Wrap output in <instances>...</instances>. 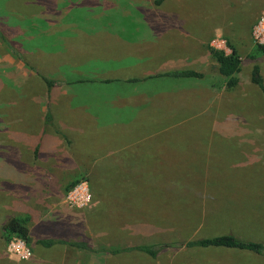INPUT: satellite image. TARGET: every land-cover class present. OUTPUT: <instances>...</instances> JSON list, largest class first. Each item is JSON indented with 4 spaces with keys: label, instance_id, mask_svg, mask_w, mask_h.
<instances>
[{
    "label": "rangeland",
    "instance_id": "obj_1",
    "mask_svg": "<svg viewBox=\"0 0 264 264\" xmlns=\"http://www.w3.org/2000/svg\"><path fill=\"white\" fill-rule=\"evenodd\" d=\"M155 1L0 0V264H13L2 226L14 216L30 218L34 255L23 264H264L247 253L178 246L227 226L264 241V101L250 81L253 65L264 80V53L250 58L259 46L252 26L264 14L251 19L245 0ZM209 49L236 51V88L226 87ZM179 68L203 77H159ZM43 78L58 87L116 80L127 83L124 95L177 89L182 105L151 122L135 118L143 107L100 118L101 126L135 119L139 127L117 136L102 129L92 133L94 146L73 145L45 124L59 91ZM107 101L99 106L110 109ZM83 181L92 201L64 203ZM48 238L95 250L170 246L156 259L108 258L35 244Z\"/></svg>",
    "mask_w": 264,
    "mask_h": 264
},
{
    "label": "crops",
    "instance_id": "obj_2",
    "mask_svg": "<svg viewBox=\"0 0 264 264\" xmlns=\"http://www.w3.org/2000/svg\"><path fill=\"white\" fill-rule=\"evenodd\" d=\"M245 1L251 3V8L247 10L252 13L251 19L260 13L264 14V0ZM108 84H113L111 87H114L111 97L107 94ZM124 84L127 83L114 80V82H66L61 83L59 87L56 85L55 87H58L59 92L52 97L47 113L52 118L51 127L53 128V133H58L66 140L72 142L73 145L77 143L79 146H94L93 132L110 129L115 131L117 136L118 133L123 135L125 127L126 132H136L139 127V125H133L135 119L130 124V120H128L125 124L122 121L120 124L101 126L100 118H106L107 116L119 117L123 115V111L143 107L141 110L143 112L141 114L140 112L136 113L135 118H144L143 121L151 122L155 118H169L175 109L182 105L181 90L171 88L166 90L165 88L137 91L133 89L127 92V95H124L118 93ZM102 98H104L103 100H108L110 109H107V106L104 108L99 106V103L103 101ZM133 109L131 110V115H134ZM47 114L44 118H46ZM148 118L152 120L149 121ZM43 145L44 143L38 144V150Z\"/></svg>",
    "mask_w": 264,
    "mask_h": 264
},
{
    "label": "trees",
    "instance_id": "obj_3",
    "mask_svg": "<svg viewBox=\"0 0 264 264\" xmlns=\"http://www.w3.org/2000/svg\"><path fill=\"white\" fill-rule=\"evenodd\" d=\"M164 0H156L155 5L160 6ZM210 55L216 61L218 66V73L226 79L225 85L228 89H234L238 86L239 80L237 75L240 71L241 61L234 49L231 50V54L227 55L223 51H215L209 49ZM264 53V46H256L255 51L250 55L251 59H255L257 54ZM161 78L170 79H201L203 75L194 70L188 69H176L170 71H164L159 74ZM44 82L49 86H55L57 83L43 78ZM136 79H131L130 82H137ZM251 83L260 91L264 101V80L261 75V71L258 65H253L251 69ZM109 82V81H107ZM51 116L47 114L45 118V124L51 125ZM166 208V205H163ZM30 218L28 216H14L10 217L2 226V237L8 242L13 235H18L23 238L28 245L31 244L32 239L30 237V230L28 224ZM241 229L244 227L239 226ZM40 248L45 250H54L59 247H69L72 249L83 250L87 252H102L106 257H114L128 253H139L145 255L151 259H156L158 254L164 247L170 245H136L125 248H114L95 250L87 241H63L54 239H39L35 242ZM179 247L185 249H214V250H226L235 251L239 253H247L256 258L264 259V241L256 239H244L241 234L233 232L231 226H227L225 231L217 232V234H208L206 236L191 239L185 242H181Z\"/></svg>",
    "mask_w": 264,
    "mask_h": 264
},
{
    "label": "clouds",
    "instance_id": "obj_4",
    "mask_svg": "<svg viewBox=\"0 0 264 264\" xmlns=\"http://www.w3.org/2000/svg\"><path fill=\"white\" fill-rule=\"evenodd\" d=\"M217 34H222V29H216ZM215 46V41L212 42ZM230 54V50L229 53ZM79 191V197L74 196ZM93 199L92 193L89 190L87 181H83L77 188H74L65 197L64 203L73 205L77 208H82L88 205ZM4 251L7 254V259L13 264H23V262H30L34 255L33 249L29 247L28 243L18 235H13L10 242L6 244Z\"/></svg>",
    "mask_w": 264,
    "mask_h": 264
},
{
    "label": "built area",
    "instance_id": "obj_5",
    "mask_svg": "<svg viewBox=\"0 0 264 264\" xmlns=\"http://www.w3.org/2000/svg\"><path fill=\"white\" fill-rule=\"evenodd\" d=\"M251 36H252V38L256 44H258L259 46H264V15L259 17L256 20V22L253 24L252 30H251ZM77 186H75L74 188H77ZM74 196L76 198H78L79 197V191H77V193H75Z\"/></svg>",
    "mask_w": 264,
    "mask_h": 264
}]
</instances>
